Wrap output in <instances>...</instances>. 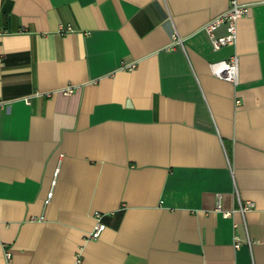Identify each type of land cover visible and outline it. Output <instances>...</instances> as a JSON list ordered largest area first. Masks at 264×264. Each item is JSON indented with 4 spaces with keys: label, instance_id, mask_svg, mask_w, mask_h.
<instances>
[{
    "label": "crops",
    "instance_id": "0c3cea01",
    "mask_svg": "<svg viewBox=\"0 0 264 264\" xmlns=\"http://www.w3.org/2000/svg\"><path fill=\"white\" fill-rule=\"evenodd\" d=\"M239 1L214 51L230 0H0V264H264V0Z\"/></svg>",
    "mask_w": 264,
    "mask_h": 264
},
{
    "label": "built area",
    "instance_id": "2783aa9c",
    "mask_svg": "<svg viewBox=\"0 0 264 264\" xmlns=\"http://www.w3.org/2000/svg\"><path fill=\"white\" fill-rule=\"evenodd\" d=\"M249 13V5L241 3L239 0H230V5L225 13L219 15L218 17L208 21V23L202 28L208 35V39L210 41L211 49L214 51H219L221 48L232 47L236 45L237 42V24L238 21L244 17H246ZM220 26H225V34L223 36H216L215 32L220 28ZM71 27L67 29L70 31ZM64 30L62 29V32ZM72 31V30H71ZM173 46L182 45L183 39L180 37L173 38ZM136 65H123L122 69L124 70H132ZM211 70L213 75L221 80H224L233 86H236L239 82V57L234 54L227 60H222L211 65ZM63 94L68 95L73 93V88L68 87L61 91ZM27 103H29V99H26ZM236 106L240 107L241 102L236 101ZM49 197H52V193L49 194ZM220 195L217 198V207L216 210L218 212H222L221 210V202ZM253 204L250 202L240 203L238 211L242 214L251 210ZM224 216H230L228 212H222ZM96 224L89 235V239L96 240L99 239L102 233L106 230V226L101 222V215L96 214ZM248 245L251 247L252 243L250 240L247 241ZM241 246L240 241H236L235 248H239ZM3 264H13L11 248L6 245L3 246Z\"/></svg>",
    "mask_w": 264,
    "mask_h": 264
}]
</instances>
